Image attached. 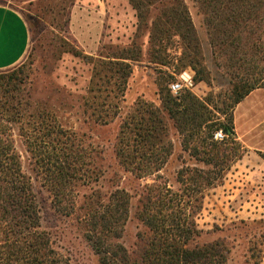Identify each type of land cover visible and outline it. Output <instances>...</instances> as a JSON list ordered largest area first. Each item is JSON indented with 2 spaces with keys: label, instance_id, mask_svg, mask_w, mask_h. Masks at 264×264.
<instances>
[{
  "label": "rangeland",
  "instance_id": "1",
  "mask_svg": "<svg viewBox=\"0 0 264 264\" xmlns=\"http://www.w3.org/2000/svg\"><path fill=\"white\" fill-rule=\"evenodd\" d=\"M135 1L140 2L139 9L131 0H0V4L19 12L29 29V43L22 58L0 70V135L10 139L19 154L21 170L35 196L39 229L48 233L52 246L70 264H99L84 239L81 224L71 213V200L79 204L83 195L92 191L104 198L122 189L129 203L117 241L132 253L140 245L139 235H148L137 218L146 193L158 186L180 194L184 185L181 170L212 169L204 157L192 153L203 138L189 136L190 131L186 135L183 131V136L163 110L161 81L168 84L171 95L189 93L206 104L213 121L223 119L217 109L228 101L234 84L264 82V0L251 16L245 13L253 0L242 7L235 3L242 10L236 18L230 6L227 11L216 12L227 0H213L215 11L209 14L202 0ZM183 10L194 31L190 47L184 45L180 35L183 29L178 24L179 14L171 19L175 11ZM72 47L94 59H137H125L131 71L122 88L112 80L107 84L98 80L105 91L102 97H91L94 63L75 56L68 50ZM127 48L132 50L126 53L123 49ZM191 64L196 65V71L202 69L204 80H193ZM3 75L14 78L7 87L3 86ZM176 82L181 88L173 92L170 85ZM138 101L152 103L148 108L156 109L162 118V142L154 144L151 152L164 153L146 161L138 148L136 164L142 169L136 173L119 163L115 148L124 122L139 121L142 113L148 116L144 110L147 105L137 106ZM3 103L14 108L5 111ZM45 110L73 133L82 147L93 148L99 175L97 181L86 186L78 184L70 196H61L59 203L54 201L35 154L21 135V128L31 129L29 123L32 125L38 112ZM200 132L206 135L204 129ZM198 196L200 205L193 203L181 210L182 215L190 214L188 219L200 230L190 245L219 240L228 249L226 264H264V158L244 154L225 170L221 183L192 197ZM187 199L185 196L184 202Z\"/></svg>",
  "mask_w": 264,
  "mask_h": 264
},
{
  "label": "trees",
  "instance_id": "2",
  "mask_svg": "<svg viewBox=\"0 0 264 264\" xmlns=\"http://www.w3.org/2000/svg\"><path fill=\"white\" fill-rule=\"evenodd\" d=\"M131 1L139 9L140 2ZM247 1L227 0L225 6H219L216 12L227 11L230 6L234 14L236 13V18L242 10L239 11L240 9L234 6L235 3L242 7ZM262 1L253 0L245 14H254L257 4ZM202 2L206 13L215 11L213 0ZM178 14V20L181 22L178 24L183 29L180 35L184 45L190 47L195 40L192 22L184 10L181 13L175 11L171 19L174 20ZM161 16L162 14L158 16V20ZM68 50L75 56L94 63L89 85L91 97H102L105 91V88L98 84V80L106 84L112 80L113 84L122 88L126 76L131 71V65L125 59H137L121 56L116 60L94 59L75 47ZM123 50L127 53L132 49ZM191 67L195 71L193 80H204L202 69L196 71L195 64H191ZM169 76L173 78L172 75ZM2 77L5 78V87L14 80L10 75ZM159 86L163 110L175 121L174 124L182 134L183 131L185 135L190 131L189 136L203 138L199 146H196L198 142L196 143L192 153L198 158L204 157L205 164H212V169L181 170L180 177H183L180 181L184 185L180 194L158 186L146 193L138 208L137 218L147 228L148 235H139L140 245L132 253L127 252L117 241L127 218L129 203V196L122 189H115L104 198L97 191H92L90 194H84L79 204H74L71 200V213L76 215L78 224H81L84 239L97 255L99 264H226L228 249L219 240L190 245L191 241L199 236L200 230L195 227L192 219H188L190 214L183 212L182 215L181 210L193 203L200 205V197H192L193 194H200L206 188L221 183L225 170L244 155L246 150L235 136L233 109L250 91L264 87V82L262 85L257 80L251 83L239 81L234 84L228 101L217 109L223 119L214 121L206 104L193 95L188 93L182 97L173 96L164 81H161ZM136 104L147 105L144 110L148 116L143 117L142 113L139 121L132 119V122L126 121L121 125L115 154L127 171L139 173L138 170L142 168L136 164L138 148L142 150L141 154L146 161L154 157L159 158L164 152H151V148L157 142H162L164 127L162 118L156 113L158 111L148 108L152 103L138 101ZM2 107L5 111L14 108L12 105L6 106L5 103ZM45 111H39L36 115L38 119L32 125L29 123L31 129L24 131L22 127L21 135L25 137L28 149L35 154L34 159L55 198L54 201L59 203L63 200L61 196H70L78 184L86 186L97 181L99 175L93 148L88 150L82 147L73 133L64 129L48 111ZM202 129L205 136L200 134L203 133L200 132ZM216 130L224 133V139L218 141L212 138ZM186 140L184 138V141ZM257 154L264 158V153ZM18 158L19 154L12 141L0 135V264H70L68 258L52 246L48 233L39 229L35 196L29 179L21 170ZM185 196L188 197L186 202Z\"/></svg>",
  "mask_w": 264,
  "mask_h": 264
},
{
  "label": "crops",
  "instance_id": "3",
  "mask_svg": "<svg viewBox=\"0 0 264 264\" xmlns=\"http://www.w3.org/2000/svg\"><path fill=\"white\" fill-rule=\"evenodd\" d=\"M29 43L26 21L15 9L0 4V70L15 65ZM236 139L245 153H264V88L250 91L233 109ZM258 155V154H257Z\"/></svg>",
  "mask_w": 264,
  "mask_h": 264
},
{
  "label": "built area",
  "instance_id": "4",
  "mask_svg": "<svg viewBox=\"0 0 264 264\" xmlns=\"http://www.w3.org/2000/svg\"><path fill=\"white\" fill-rule=\"evenodd\" d=\"M170 88H171V90H172L173 92H176L177 90H179V89L181 88V84L178 83V82H176V83H172V84L170 85ZM224 137H225V135H224V133H223L221 130H216V131H214V132H213V135H212V138H213L214 140H218V141L224 139Z\"/></svg>",
  "mask_w": 264,
  "mask_h": 264
}]
</instances>
